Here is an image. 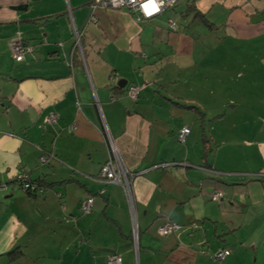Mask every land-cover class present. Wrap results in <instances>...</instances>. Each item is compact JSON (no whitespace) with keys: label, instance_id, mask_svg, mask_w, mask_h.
<instances>
[{"label":"crops","instance_id":"0c3cea01","mask_svg":"<svg viewBox=\"0 0 264 264\" xmlns=\"http://www.w3.org/2000/svg\"><path fill=\"white\" fill-rule=\"evenodd\" d=\"M91 1L0 0V264H264V0ZM113 153L131 198L95 178Z\"/></svg>","mask_w":264,"mask_h":264},{"label":"built area","instance_id":"2783aa9c","mask_svg":"<svg viewBox=\"0 0 264 264\" xmlns=\"http://www.w3.org/2000/svg\"><path fill=\"white\" fill-rule=\"evenodd\" d=\"M178 1L179 0H92L91 5L93 7L99 6L111 9L125 8L134 14V18L136 20H141L150 19L166 9L174 7V5ZM168 26L171 29H176L175 21L169 20ZM10 49L15 61H22L25 58L26 54L30 53V51L32 50L29 45H26L20 40H15L14 42H12ZM137 91L138 87L130 86L127 89V94L132 98H136ZM54 120V115H51L49 117V121ZM188 133L189 127L183 126L178 133L179 141L185 142V138ZM114 154L115 153H113L112 158H109V160L101 165V168L95 178L104 182H113L121 185L124 188L125 193H127V196L131 198L130 177L133 175V173L131 171H128L127 168L116 158V156H114ZM41 160L44 161L45 157H41ZM258 176L262 180H264V166H262L261 170L258 173ZM16 182L17 184L21 185L24 190H38L40 192L44 190L43 187H38V183L28 179L26 175H20V177L16 179ZM5 186L6 184L4 182H0V188H4ZM221 196L222 194L219 190L214 191L211 195L213 199H218ZM91 203L92 198H87L86 200H84L80 206L81 211H89ZM179 229H181L180 224L167 220L159 227L158 233L160 235H167L171 232L178 231ZM134 234L136 235V231L134 232ZM229 251V248H222L212 256L214 259L222 260L229 253ZM107 264H121V257L117 254H113L109 257Z\"/></svg>","mask_w":264,"mask_h":264},{"label":"trees","instance_id":"16d2710c","mask_svg":"<svg viewBox=\"0 0 264 264\" xmlns=\"http://www.w3.org/2000/svg\"><path fill=\"white\" fill-rule=\"evenodd\" d=\"M20 177V176H19ZM3 182V181H2ZM15 182H16V180H15ZM36 183H38V187H43V191L42 192H40V191H38V190H34V191H31V190H25V191H27V192H29V193H33V194H42V193H44V192H46L47 190H48V187L45 185V184H42V183H40V182H37V181H35ZM5 183V182H4ZM17 183V182H16ZM6 184V183H5ZM19 185V184H18ZM21 188H22V186L21 185H19ZM23 189V188H22ZM24 190V189H23ZM87 198H92V197H87ZM86 198V199H87ZM85 199V200H86ZM83 202V201H82ZM92 203H93V198H92ZM92 203H91V205H92ZM82 204V203H81ZM89 211H90V209H89ZM89 211H87V212H82L81 211V209H80V213L81 214H85V213H88ZM113 254H117V255H119L120 257H121V264H123V259H122V256H121V254L120 253H117V252H110V253H108L107 255H106V257H105V264H107V261H108V259H109V257L111 256V255H113Z\"/></svg>","mask_w":264,"mask_h":264}]
</instances>
